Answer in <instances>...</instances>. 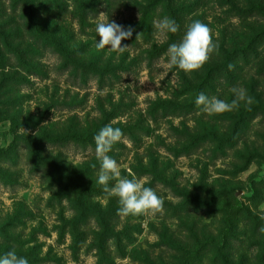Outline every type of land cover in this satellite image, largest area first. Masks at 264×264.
<instances>
[{"label":"rangeland","instance_id":"374dc122","mask_svg":"<svg viewBox=\"0 0 264 264\" xmlns=\"http://www.w3.org/2000/svg\"><path fill=\"white\" fill-rule=\"evenodd\" d=\"M7 1L0 0V35L13 32L17 26L12 17L18 20L20 16L14 14L13 3ZM188 3L197 10L192 22L206 24L213 42L219 45L236 40L238 34L254 25V19L240 18L237 10L247 11L258 3L263 6L264 0ZM112 14L109 16L104 7L98 15L89 17L86 28L81 29L77 23L74 29L68 28V35L76 39L73 47L89 39L94 42L86 52L87 61L99 58L98 22L109 20L122 25L139 18L138 12L129 8L114 7ZM167 35L157 31L155 42L162 45ZM0 47L4 54L5 46L1 43ZM140 55L121 61L124 53L108 50L103 64H98L100 68L110 57L114 65H130L128 60L137 56L143 60L130 72L118 75L113 86H100L94 77L82 85L71 77L73 70H62V58L51 49L43 51L35 62L36 74L19 68L15 57L1 66V250L14 249L29 264H98L96 246H103L108 264H144L139 259L142 252L165 248L164 237L188 248H202L204 241L222 246V242H231L227 235L233 225L238 227L234 236L242 240L233 248L245 249L235 254L232 263L264 264V233L260 231L264 227V125L258 126L264 121L258 119L250 136L234 149L196 144L203 130L211 128L221 138L226 126L211 123L210 116L203 113L176 115L168 111L154 118L151 105L180 92L181 78L178 72L173 73L174 66L168 65L167 55L157 59L151 68L146 57ZM246 81L252 82L250 78ZM221 84L217 92L235 97V86ZM242 89L250 97L246 88ZM108 124L129 131L108 153L120 165L121 176L136 177L153 188L163 199L162 211L118 215V199L97 183L100 162L96 159L94 137ZM81 138L88 139L91 145L85 146ZM254 154L261 158L248 164L247 159ZM114 183L110 181L109 187ZM203 187L213 195L220 192L223 198L212 203L208 195H202ZM187 193L198 200L206 198L205 202L212 206L206 212L194 210L196 238L189 240L174 212L183 201L178 194ZM104 225H108L107 229L102 228ZM71 228L79 230L85 240L78 256L72 251Z\"/></svg>","mask_w":264,"mask_h":264},{"label":"trees","instance_id":"16d2710c","mask_svg":"<svg viewBox=\"0 0 264 264\" xmlns=\"http://www.w3.org/2000/svg\"><path fill=\"white\" fill-rule=\"evenodd\" d=\"M7 2L13 3L14 14L19 13L20 16L18 20L12 17L14 19L12 21L17 26L13 30L14 33L7 28L9 32L0 35V46L2 43L6 48L3 54L0 47V68L10 62V57H15L19 68L30 75L36 74L38 68L35 62L41 59L43 51L51 49L62 58V70H73L71 77L80 81L84 86L88 84L89 78L92 77L98 79L100 86H107L109 83L113 86L119 80L118 75L130 72L131 68L136 67L138 62H143V60L139 61L138 58L140 57L137 56L133 60H128L131 63L130 65L125 63L114 65L111 63L112 57H110L108 63L100 68L98 64H103L109 49L106 47L99 50L97 60L87 61L86 52L94 42L89 39L86 43L78 42L79 46L73 47L72 43L76 42V39L68 35V28L72 27L74 29L76 23L81 29L86 28L89 17L98 15L104 7H107L108 14L111 17L114 7L135 9L139 15L137 21L122 24L125 27L131 25L135 31L130 39L122 41L123 45L129 47L123 52L124 57H121V61H125L127 57L139 53L140 56L146 57V61L150 63L151 68L157 59L166 55L171 44L179 43L182 40L187 25L192 22V17L197 11L192 4L188 3V0H124L118 3L114 0H8ZM237 11L240 13L239 17L244 20L254 19V25L246 28V33L238 34L236 40L219 44L218 51L211 55L202 68L190 73L191 76H187L182 70L174 67L173 73L178 72L181 78L180 92L173 94L172 99L158 100L151 105L155 114L152 115L154 118L159 113L166 114L168 111L176 115H186L188 113H203L206 115L202 108H198L195 104V100L201 92L209 97L216 96L219 99L231 102L235 97L228 98L226 95L228 92H217V87L221 86V83H228V88L233 86H235L234 88H246L245 90L250 94L252 101L250 104L246 101L240 102L239 107L230 112L210 116L211 123L226 126L224 135L219 138L215 130L211 128L207 131L203 130V134L197 137L196 144H219L234 149L246 136H250L258 119L261 118L264 121V24H262L264 23V5L258 3L256 6H250L247 11ZM165 16L174 19L179 25V30L175 34L168 33L167 41L160 45L155 42L157 30L153 27V21L162 19ZM229 65L233 67L229 69ZM247 70L250 73L247 74ZM252 72H255L254 76L257 80L254 76H251ZM246 78H250L253 83H248ZM263 125L264 122L262 121L258 124L259 127ZM120 129L123 132L122 137L129 132L124 128ZM98 132L96 133L98 134ZM81 139L84 140L85 146L91 145L88 139ZM256 155L258 154L249 156L247 163L249 164L253 159L261 158ZM200 191L202 195H208L212 203L223 198L220 192L213 195L204 187ZM178 197L183 201L176 207L175 215L181 223L180 226L183 225L188 232L186 238L188 240L195 239L196 236L193 230L194 210L200 209L206 212L212 206L205 202L206 198L198 200L193 198L191 193L178 194ZM233 213L237 215L235 210ZM113 217L115 218V215ZM249 218H246V220H251ZM253 224L259 226L256 220H253ZM107 227L108 225H104L102 228L107 229ZM78 231L71 228L72 251L77 256L83 250V243H85V240L81 238L83 234H79ZM237 231L238 227L234 228L231 225L227 235V238L231 239L230 243L224 244L222 242V246H220L221 244L215 246L208 241H204L200 244L202 248H188L186 245L182 246V244L175 243L173 239L167 240L164 237L162 246L165 248H153V251L142 252L139 259H142L141 261L144 264H233L232 262L236 259L235 254L238 255L239 251L245 249L233 248L235 244H242V240H239L238 235L234 236ZM6 240L12 242L11 238H6ZM96 247H99L98 264H108L109 260L102 248L103 246ZM1 248L0 227V256L5 253Z\"/></svg>","mask_w":264,"mask_h":264},{"label":"clouds","instance_id":"9594fccd","mask_svg":"<svg viewBox=\"0 0 264 264\" xmlns=\"http://www.w3.org/2000/svg\"><path fill=\"white\" fill-rule=\"evenodd\" d=\"M153 27L160 34H175L179 30V25L175 20L167 16L153 21ZM134 31L135 29L131 25L125 27L114 21L101 20L96 25V33L100 38L96 43V48L103 50L107 47L111 52L123 53L129 46L122 45V41L130 39ZM138 36L139 34L137 38ZM218 48L219 45L213 42L211 29L198 20L193 21L187 25L182 40L168 47L166 53L168 65L190 74L202 68L211 55L218 51ZM232 67L229 65V69ZM232 91L235 99L231 102L216 96L209 97L201 92L197 96L195 104L211 116L230 112L238 108L241 101H246L248 104L252 102L242 88H233ZM122 136L123 132L120 128H114L108 124L101 128L94 137L96 159L100 162L97 183L103 186L104 192L118 199L120 205L118 215L156 214L162 211L163 199L157 195L153 188L146 187L140 179L121 176L120 165L108 155L113 145L118 143ZM110 181H115L111 187H109ZM261 219H264V216ZM260 231L264 233V227H261ZM0 264H29V262L26 257L18 255L13 249L0 256Z\"/></svg>","mask_w":264,"mask_h":264}]
</instances>
